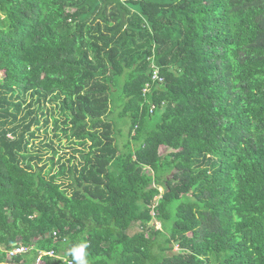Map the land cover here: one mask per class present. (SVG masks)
Wrapping results in <instances>:
<instances>
[{
	"label": "trees",
	"instance_id": "16d2710c",
	"mask_svg": "<svg viewBox=\"0 0 264 264\" xmlns=\"http://www.w3.org/2000/svg\"><path fill=\"white\" fill-rule=\"evenodd\" d=\"M80 244L264 264V0H0V264Z\"/></svg>",
	"mask_w": 264,
	"mask_h": 264
},
{
	"label": "rangeland",
	"instance_id": "374dc122",
	"mask_svg": "<svg viewBox=\"0 0 264 264\" xmlns=\"http://www.w3.org/2000/svg\"><path fill=\"white\" fill-rule=\"evenodd\" d=\"M127 121V118H125V119H123V121H122V123H124V122H126ZM121 132L123 133V132H126V128L125 127H123V129H121ZM43 136H45V134H44V132H41V136L40 137H43ZM51 136V132L50 133H48V137H50ZM121 139H122V135L121 136H119ZM55 142H56V144L58 143L61 147H60V154H63V156L64 157H68V155L69 154H72L73 152H72V150H71V147H70V142L68 141V139H66L63 135H62V138H61V140L60 141H58L57 139H55ZM119 143H121V141H119ZM65 159V158H64ZM146 171H147V169H145ZM160 190H162V188H160ZM139 224L137 223V224H135L133 227H131L130 228V232L131 233H133V231H134V229L136 228V227H139L138 226ZM176 247L177 246H175V248L174 249H176ZM178 248V247H177Z\"/></svg>",
	"mask_w": 264,
	"mask_h": 264
},
{
	"label": "built area",
	"instance_id": "2783aa9c",
	"mask_svg": "<svg viewBox=\"0 0 264 264\" xmlns=\"http://www.w3.org/2000/svg\"><path fill=\"white\" fill-rule=\"evenodd\" d=\"M157 76L158 75L156 74V72H154L153 78H158V79L162 80L161 77H157ZM153 224L155 225V228H159L160 227V222L159 221H154ZM53 233L56 234V232H53ZM27 250H28V248L25 245L20 244V245H16V246L12 247L11 249H9L8 252H7V254L10 257H12V256H14L16 254L23 253V252H25ZM40 254L55 255L52 250L51 251H42V252H40ZM40 256L41 255H39L37 257V260L40 259ZM57 257H59V256H57ZM66 261H67V264H72V260H66Z\"/></svg>",
	"mask_w": 264,
	"mask_h": 264
},
{
	"label": "clouds",
	"instance_id": "9594fccd",
	"mask_svg": "<svg viewBox=\"0 0 264 264\" xmlns=\"http://www.w3.org/2000/svg\"><path fill=\"white\" fill-rule=\"evenodd\" d=\"M87 245L86 244H80L75 246L71 250V254L73 256V259L75 261V264H87V261L85 259L86 257V249Z\"/></svg>",
	"mask_w": 264,
	"mask_h": 264
},
{
	"label": "crops",
	"instance_id": "0c3cea01",
	"mask_svg": "<svg viewBox=\"0 0 264 264\" xmlns=\"http://www.w3.org/2000/svg\"><path fill=\"white\" fill-rule=\"evenodd\" d=\"M2 264H5V263H2Z\"/></svg>",
	"mask_w": 264,
	"mask_h": 264
}]
</instances>
